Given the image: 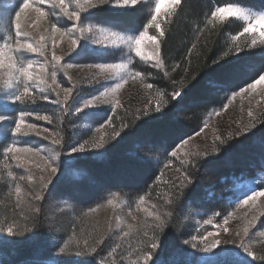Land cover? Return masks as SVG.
<instances>
[{
	"label": "snow or ice",
	"instance_id": "obj_1",
	"mask_svg": "<svg viewBox=\"0 0 264 264\" xmlns=\"http://www.w3.org/2000/svg\"><path fill=\"white\" fill-rule=\"evenodd\" d=\"M165 3L168 9L161 13ZM187 3L0 4V189L7 190L12 214L0 222V234L43 240V259L36 264H264V239L256 241L257 252L255 231H250L258 221L264 225V213L252 215L242 229L230 224L241 219V209L247 217L257 207L264 181H249L242 190L243 176L233 173L231 181L224 180L232 189L225 188L219 200L229 199L234 207L211 215L197 212L207 218L196 220L192 230L184 229L193 204L204 207L217 199L209 196L215 185L206 188L201 180L205 165L230 164L234 149L250 148L258 152L264 169V109L254 113L251 107L257 97L264 100V4L256 8L239 0H206L193 41L205 31L217 32L226 15L229 23L241 22L242 30L224 44L217 42L214 54L194 70L196 42L184 43L186 52L177 53L179 59L168 48L173 24ZM61 43L66 47H59ZM73 68L96 71L80 84L69 72ZM132 81L143 88V102L136 105L126 103L121 94ZM237 98L248 101L249 119L226 135H215L210 148L193 149L194 135L199 137L211 118ZM193 108L205 109L207 119L193 124L191 117H182ZM240 110H245L243 104ZM86 118L99 125L95 134L84 138L67 131ZM33 137L48 144L22 146ZM129 144L134 152L125 151ZM117 153L123 156L116 173L119 182L99 185L91 194L92 203L82 199L86 194L74 179L80 166ZM52 201L57 202L56 211L49 213ZM105 204L113 209L114 227L110 222L102 235L63 218L66 209L74 214L79 210L80 220ZM259 236L264 237V231Z\"/></svg>",
	"mask_w": 264,
	"mask_h": 264
},
{
	"label": "rangeland",
	"instance_id": "obj_2",
	"mask_svg": "<svg viewBox=\"0 0 264 264\" xmlns=\"http://www.w3.org/2000/svg\"><path fill=\"white\" fill-rule=\"evenodd\" d=\"M12 0H8V3L10 4ZM4 0H0V4H3ZM168 5L167 3L163 4L161 6V13L167 11ZM146 11L148 10L147 8L145 9ZM7 15L9 17L14 16V12L11 10H8ZM161 19H163V16L161 15ZM26 23L31 24V21H26ZM219 24H224V23H229V17L226 15L224 21L218 22ZM233 25L231 28L226 30V36H228L229 41L231 40L232 35H237L242 29L240 27L241 22H231L229 23ZM166 26V25H165ZM31 30V29H30ZM38 30L34 31V35H38ZM149 35H151V32H149ZM59 47L63 48L66 47L65 43H61ZM121 53L119 50H116V56L119 57ZM118 62V59L117 61ZM96 70H90L87 68H73L70 69L69 72L73 77V81L83 84L84 81L88 78V76ZM65 86H67V83H65ZM98 87V85H97ZM260 86H258L259 89ZM87 91V88H86ZM122 94V99L129 104L136 105L138 103H142V97H143V88L142 85H139L138 83L132 81L129 82L128 85H125V88L121 90ZM257 101H259V105H257ZM226 102V101H225ZM243 104L244 111L241 112V105ZM36 107V106H34ZM101 107H107L106 105H101ZM249 107L248 101L245 100L243 102L240 101L239 98L237 100L233 101L232 105H229L228 109L222 110L220 112L219 116H213L211 120L208 122L207 127L204 128V131L201 133L199 137H196L194 135L193 140L190 142V145L193 149H195V146L199 145L200 149L202 150L206 146L210 148L212 144V140L215 135H226L228 131H232L233 128L235 127L236 124L246 122L249 117L247 116V108ZM251 107L253 108L254 113L260 111L261 109H264V100H260L259 97L256 98V100L252 101ZM200 111V109L197 112H191L188 114L191 118L194 116L196 118V121L198 119H207V116L205 114V111ZM39 124L45 127H49L51 130L52 126L47 125L46 122L44 121H39ZM70 125L68 128L70 129V132L75 133L76 131L80 133L81 135L84 136V138H88L89 135L95 134V128L98 127V124H95L93 121L89 119H84L81 121L77 122V125L75 127H71ZM90 129V130H89ZM46 144H48V141H43L41 137H33L31 139V142L27 145H22V146H31V147H44ZM242 152H244L242 154ZM155 154V153H154ZM239 154L242 155V157L237 156L234 154L233 150V155L231 158V163L226 164L223 161L222 162L224 165L227 166V169L224 170L222 174L219 176H216L214 178H208L204 180L203 184L206 188H211L212 185H215L214 188H212V191L209 193V196L215 195L217 197L216 200L210 201L205 204L204 207H199L196 204H193V207L196 209L195 212L193 213V217L191 220H189L188 223H186L185 228L186 230H192L195 225L196 220H201L202 218H207V216H201V215H196L195 213L199 212L201 214L207 212L208 215H211V212L213 210L215 211H220L224 208H228V210H231L232 207H234V204L230 205L229 199H224V200H219V194L227 189H232V184L229 182L227 185H224V180L225 178H228L229 181H231V177L233 173L237 175H242L243 180L240 181V185L242 190H247L248 187V182H254V183H260L264 181V169H261L259 165V157H258V152L254 149L250 148H239ZM249 155V160L247 161L244 156ZM244 157V158H243ZM235 158L238 159L239 161L245 162L243 166L239 167H234L232 165V161H235ZM175 167V164L173 165ZM34 171L38 173V170L33 168ZM235 170V171H234ZM171 170H165V178L167 177V174ZM84 170L80 166V168L77 170V174L75 176V182L79 181V179L82 176V173ZM121 196L124 195L123 192L120 193ZM14 200L15 197L13 196ZM69 203H72L69 201ZM101 203H104V201H101ZM95 206V205H94ZM83 211H87V207H84L82 209ZM246 209H241L239 213H237L238 216L241 217L240 220L238 221H230V224L235 226L239 224L241 229L243 228L245 222L247 219H250L252 215H260L261 213H264V197H259L257 199V207L253 209L251 212L248 213V216H244V212ZM126 212V209H125ZM113 217V209L105 204L104 207L99 208L95 213H92L91 215L85 217L86 220L85 222L90 223V226H88V229L85 227V231L89 230H95L97 234H104L109 227V223H112V226L114 227V221H112ZM261 221H264V216H261ZM209 228V230H213L212 226H206ZM250 231H255V235L253 237V246L254 249L259 252L260 250V245L256 243L258 240L264 239V237L259 236V231H264V225L261 224L260 221L257 222L256 228ZM3 257L0 255V264H4L2 262ZM84 259H90L88 257H84ZM254 264H259V262H254Z\"/></svg>",
	"mask_w": 264,
	"mask_h": 264
},
{
	"label": "trees",
	"instance_id": "obj_3",
	"mask_svg": "<svg viewBox=\"0 0 264 264\" xmlns=\"http://www.w3.org/2000/svg\"><path fill=\"white\" fill-rule=\"evenodd\" d=\"M206 0H188V3L185 5V13L182 14L178 19L175 20L173 24V33L171 38L168 40V48L172 55L177 56L179 59L180 55H183L186 52V48H183L182 45L188 41H193V33L196 28V20L202 14L204 9ZM241 5H254L256 8H259L261 4H264V0H239ZM217 32H213L209 34L205 31L200 35L198 41H193L197 43V47L199 50V55H197V50L193 51L192 55V68L195 70L199 65H201L204 60L212 56L216 51V44L219 42L220 44H224L228 42V36H226V30L231 28L233 25L229 23L222 24ZM167 27V25L165 26ZM205 45H207L205 47ZM190 46V43L188 44ZM203 82L201 81V84ZM200 111H205L203 108H199ZM199 109L193 108L190 111H187L182 114V117H190L188 114L191 112H197ZM201 112V113H202ZM191 122L193 124L196 123V118L193 116L191 118ZM70 126V125H69ZM68 126V127H69ZM72 127V126H71ZM67 131L70 132V129L67 128ZM72 133V132H70ZM76 135H81L77 131L74 133ZM146 150H149L147 146H145ZM125 151L134 152L135 148L131 144L127 145ZM244 152H242L243 154ZM154 154V153H153ZM234 154L242 157L239 154V148L234 149ZM248 161L249 155L244 156ZM243 157V158H244ZM123 162V156L121 153L114 154L107 158H101L93 161H86L81 165L84 172L82 173L81 178L77 181V185L82 193L86 195L81 198L92 203L91 194L97 189L99 185L109 184V183H118V177L116 175L117 171L120 169ZM245 162L239 161L235 158V161H232V165L234 167L243 166ZM227 169V166L222 162H212L204 166L201 169V180L208 178H214L219 176ZM235 171V170H234ZM124 191H128L125 189ZM12 200L14 198L12 197ZM56 201H52L51 206L46 209L49 213L56 211ZM95 204L93 203L92 206ZM87 207L86 205H81L80 208L84 209ZM11 204L7 199V190L0 189V222H3L5 219H11ZM195 208L191 207L190 211L195 212ZM66 216L63 217L65 221L73 220L78 227L87 228L90 226V223L85 222L86 218L82 217L80 220H77L76 217L79 216V210L74 214L72 210L66 209ZM58 218L60 214L58 213ZM193 217H187L184 220V228L186 223L189 222ZM188 221V222H187ZM23 223V221H21ZM47 226H45L46 228ZM45 248L43 240H26L23 238H13L7 235V233L0 234V255L3 257L2 262L4 264H36L37 261L43 259L42 251ZM78 259H84V257H80Z\"/></svg>",
	"mask_w": 264,
	"mask_h": 264
}]
</instances>
